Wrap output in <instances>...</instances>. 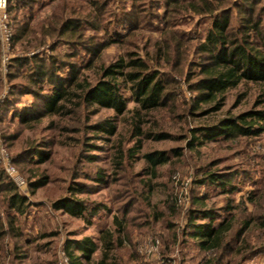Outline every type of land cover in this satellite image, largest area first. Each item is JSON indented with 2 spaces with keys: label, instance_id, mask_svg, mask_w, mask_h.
<instances>
[{
  "label": "rangeland",
  "instance_id": "1",
  "mask_svg": "<svg viewBox=\"0 0 264 264\" xmlns=\"http://www.w3.org/2000/svg\"><path fill=\"white\" fill-rule=\"evenodd\" d=\"M60 1L33 2L31 24L41 25ZM67 1L73 8L81 10L80 14L88 12L93 16L95 13L87 10H92V5L102 0ZM133 1L135 8L131 6L132 0H107L105 10L113 14H105L101 20V26L108 28L107 34L103 29L100 31V28L83 23L80 27L82 44L108 43L107 37L112 32L123 35L102 49L96 63H107L127 53L137 54L150 62L162 55L158 59L164 68L161 70L172 74L176 81L175 93L166 107L142 114L146 120L143 129L151 134L164 132L161 139L134 135L130 113L122 116L113 109L97 105L81 106L71 115L41 116L43 100L32 93H23L21 89L28 84L25 77L28 67H16L11 64V59L33 55L45 58L55 54L69 64L80 66L89 56L82 45L71 47L60 42L52 48L57 38L46 34L43 43L25 49L23 43H14L11 39L6 61H2L0 45V95L4 92L0 104L4 99L11 103L8 107L5 102L0 109V137L17 175L24 181L22 188L17 187L0 161V220L17 218L6 226L12 232L20 233L16 237H0V264H55V261L65 264L61 253L65 239L89 235L99 242L103 230L114 228L113 216L124 219L126 229L125 244L116 251L121 264H199L203 252L195 240L183 234V227L192 195L201 193L207 194L205 201L208 206H213L219 217L227 214L228 205L232 206L229 212L236 228L242 226L243 220L253 217L243 232L247 241L242 239L237 244H234V238L232 241L236 248L244 245L245 250L234 257L228 254L225 264H264V229L261 228L264 221V133L234 140H209L199 132L194 135L189 131L193 126L210 123L212 117L223 116L228 109L237 113L251 107L264 108V84L241 83L227 91L221 109L197 116L200 109L208 107L200 103L199 109L190 114L195 93L188 85L196 77L197 64L201 61L197 46L205 38L210 17L175 6L167 14L168 18L164 17V0ZM228 6L231 7L232 23L236 24L241 13L236 7ZM25 10L27 12V8ZM133 15L140 16L141 22L134 21L137 26L131 28ZM123 19H128L127 24ZM168 19H171L170 29L175 37L188 36L186 44L180 40L182 45L171 52L170 66L162 53L164 37L161 33L164 20ZM13 33L12 23V36ZM36 35L43 37L40 28ZM64 52H67L66 57H63ZM182 59L183 64L177 65V60ZM2 63L6 66L5 71H2ZM70 73V69L60 72L62 76ZM83 75L94 77V68L85 67ZM34 88L42 92L43 97L50 94L47 82H43L42 90ZM123 94L129 99V91L124 90ZM135 106L137 103L128 101V108ZM20 113H24L22 118ZM104 122L117 126L116 134L89 128ZM138 144L141 148L136 147ZM31 146H39L45 151L43 163L36 162L35 155L31 157L27 153ZM173 148L181 155L174 154ZM153 150L164 151L169 158L154 169L144 157ZM209 164L214 170L230 174L231 191H219L211 184L196 186L193 183L197 170ZM41 174L48 176L49 182L32 191L31 180ZM10 184L19 195L28 199L24 215H18L9 205ZM69 186L81 191L74 192ZM65 196L82 199L90 207H101L88 223L63 208L52 207V202ZM98 254L99 251L95 255Z\"/></svg>",
  "mask_w": 264,
  "mask_h": 264
},
{
  "label": "trees",
  "instance_id": "2",
  "mask_svg": "<svg viewBox=\"0 0 264 264\" xmlns=\"http://www.w3.org/2000/svg\"><path fill=\"white\" fill-rule=\"evenodd\" d=\"M36 0H8V10L13 23V42L23 43V47L29 48L44 42V35L56 36L52 44L54 48L58 43H67L71 47L82 45V49L88 52V58L81 62L80 66L74 63L69 64L64 59L50 54L45 58L33 56H20L11 59L12 65L16 67L26 65L28 71L26 78L27 86L22 87L23 93L28 92L43 100V110L41 116L71 115L82 106L97 105L103 108L113 109L118 115L130 113L131 126L134 135H139L155 139L164 138L162 131L151 134L143 129L146 123L143 115H148L153 111L160 110L169 104L172 95L175 93L176 81L172 74L159 63V56L155 62H150L137 54L127 53L126 56H119L107 63L97 62L100 59L101 51L107 45L117 42L118 37L123 35L112 32L107 39L108 43L82 44L83 34L80 30L85 23L107 34L108 28L101 26L103 15L112 13L105 10L107 0L95 2L90 13L80 14L81 10L73 8L67 0H61L45 18L41 25H32L31 7ZM141 1V0H139ZM132 0L131 6L135 8ZM165 13H168L175 6H180L185 10L193 11L197 14H207L210 17V24L206 30L205 38L197 46L201 61L197 64L196 77L189 82V89L195 93L194 101L190 105L189 113L199 109L200 103L207 104L208 107L200 109L197 116L209 115L212 111H217L223 106L226 94L229 89L236 88L244 82L264 84V2L262 0H242L237 4L232 0H164ZM236 7L241 13L236 24L232 23L231 7ZM27 8V12L26 9ZM24 9V10H23ZM130 18V17H129ZM169 18V17H168ZM127 24L128 19H123ZM140 23V16L133 15L131 28ZM171 19L164 20L161 33H163V54L170 66L171 52L178 50L183 44L188 42V36L183 35V39L175 37L170 29ZM128 27V25H127ZM40 28L43 37H37L36 33ZM160 49V48H159ZM159 51V50H158ZM160 52V51H159ZM67 52L63 53L66 57ZM185 55V54H184ZM184 60H177V65L183 64ZM96 63V64H95ZM94 68V77H85L83 69ZM173 67V66H172ZM70 69L67 76L60 74L61 70ZM174 69V67L172 68ZM7 75V74H6ZM11 75V74H9ZM2 80L0 77V84ZM43 82H47L50 87V94L41 95L34 87L43 89ZM24 88V89H23ZM14 90V89H13ZM130 92L129 99L123 91ZM5 100V99H4ZM2 101L0 109L5 106L7 100ZM137 103L134 108H128V101ZM7 106L11 103L7 102ZM143 114V115H142ZM24 113H20L22 118ZM34 118V117H33ZM211 120L210 123L193 126L190 133L199 132L209 140L222 138L224 140H234L239 137L256 136L264 133V108L251 107L237 113H232L229 109L224 115ZM98 125V126H97ZM97 126V128H95ZM89 128L105 131L110 135L117 132V126L112 122L93 124ZM145 135V136H144ZM192 138L194 136L192 135ZM195 139V138H194ZM139 142V140H137ZM137 142V143H138ZM189 145L192 142H188ZM40 145V144H37ZM136 147L141 148V144ZM28 154L35 155L36 162L43 163L46 159L45 151L39 146H31ZM174 154L181 155L177 148L172 149ZM144 157L151 163L154 169L156 166L168 161V155L164 151L153 150L144 154ZM32 160V158H31ZM49 182L48 176L39 175L31 180L30 187L35 191L39 187ZM193 183L196 186L211 184L219 191L232 190L230 174L214 170L210 164L197 170L193 176ZM69 189L81 191L80 188L69 186ZM11 194L8 202L18 215H24L28 203L25 196L19 195L15 187L10 184ZM207 194L192 195L191 204L185 216L183 234L195 240L196 246L203 253L199 264H225V257L237 256L245 250L241 245L236 248L232 244H237L240 240L247 241L243 232L251 223L253 217H249L242 222V226L236 228L231 222L232 206L225 209L227 214L219 217L213 206H208L205 199ZM54 208H63L74 217H79L90 223V217L94 215L96 209L101 206H89L82 199L75 197H60L51 203ZM87 215V216H86ZM12 218V219H11ZM8 217L7 220H0V237L19 236V232H12L6 223L13 224L15 217ZM114 228L102 231L99 242L91 236L84 235L80 238H66L62 252L67 257V264H121V257L116 251L125 244L124 219L113 216ZM264 229V221L261 222ZM12 229L14 230L13 226ZM99 251L98 256L96 252ZM22 256V255H21ZM55 264L56 263L55 261Z\"/></svg>",
  "mask_w": 264,
  "mask_h": 264
},
{
  "label": "built area",
  "instance_id": "3",
  "mask_svg": "<svg viewBox=\"0 0 264 264\" xmlns=\"http://www.w3.org/2000/svg\"><path fill=\"white\" fill-rule=\"evenodd\" d=\"M12 37V21L10 19V13L8 10V0H4V6L0 8V45L3 48L2 61L8 60L7 50L9 49L10 41ZM4 63H2L3 65ZM6 64V62H5ZM3 66L2 71L6 70V66ZM4 73V72H3ZM4 95V92L0 95V101ZM0 161L3 164L7 175L16 184L17 187L22 188L24 181L17 175L14 164L9 158L6 149L2 146L0 137ZM62 253L63 261L67 264V257Z\"/></svg>",
  "mask_w": 264,
  "mask_h": 264
},
{
  "label": "clouds",
  "instance_id": "4",
  "mask_svg": "<svg viewBox=\"0 0 264 264\" xmlns=\"http://www.w3.org/2000/svg\"><path fill=\"white\" fill-rule=\"evenodd\" d=\"M4 6V0H0V8Z\"/></svg>",
  "mask_w": 264,
  "mask_h": 264
}]
</instances>
